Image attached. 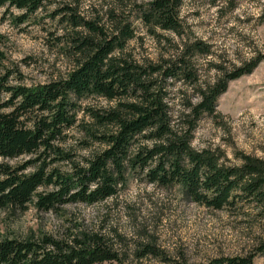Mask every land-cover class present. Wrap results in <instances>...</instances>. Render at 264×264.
<instances>
[{
  "label": "clouds",
  "instance_id": "1",
  "mask_svg": "<svg viewBox=\"0 0 264 264\" xmlns=\"http://www.w3.org/2000/svg\"><path fill=\"white\" fill-rule=\"evenodd\" d=\"M5 130L0 264H264V0H0Z\"/></svg>",
  "mask_w": 264,
  "mask_h": 264
},
{
  "label": "trees",
  "instance_id": "2",
  "mask_svg": "<svg viewBox=\"0 0 264 264\" xmlns=\"http://www.w3.org/2000/svg\"><path fill=\"white\" fill-rule=\"evenodd\" d=\"M8 135H9V133H8L7 130H5V131H3V132H0V139H5V138L8 137ZM17 139H18V140H23V139H25V138H24V137H17Z\"/></svg>",
  "mask_w": 264,
  "mask_h": 264
}]
</instances>
